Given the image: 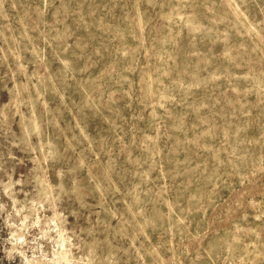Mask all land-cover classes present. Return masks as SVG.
<instances>
[{
  "label": "rangeland",
  "instance_id": "obj_1",
  "mask_svg": "<svg viewBox=\"0 0 264 264\" xmlns=\"http://www.w3.org/2000/svg\"><path fill=\"white\" fill-rule=\"evenodd\" d=\"M0 264H264V0H0Z\"/></svg>",
  "mask_w": 264,
  "mask_h": 264
}]
</instances>
